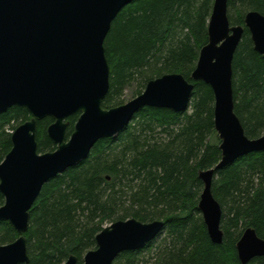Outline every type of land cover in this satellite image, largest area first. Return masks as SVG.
Returning <instances> with one entry per match:
<instances>
[{
  "label": "trees",
  "instance_id": "obj_1",
  "mask_svg": "<svg viewBox=\"0 0 264 264\" xmlns=\"http://www.w3.org/2000/svg\"><path fill=\"white\" fill-rule=\"evenodd\" d=\"M213 5L214 0H134L116 16L105 41L111 76L103 106L123 104L120 98L133 80L145 88L151 79L181 73L195 86L190 107L178 113L142 108L117 136L100 139L85 160L47 182L30 211L28 264H65L71 255L83 264L106 224L129 218L163 220L166 237L153 263L145 252L155 241L123 251L113 264H241L237 242L244 230L253 227L264 238V151L215 173L212 191L223 209L222 244L211 240L198 207L204 187L199 173L222 157L213 89L191 79L209 40ZM228 9L231 24L244 25L248 11L264 14V0H229ZM233 69L235 112L246 134L258 138L264 133V56L255 51L248 29ZM77 118H69V135ZM29 119L23 107L0 114V163L12 148V131ZM53 121L38 122L40 152L56 148L47 136ZM4 202L0 192V206ZM18 236L9 222L0 221V245ZM251 264H264V256Z\"/></svg>",
  "mask_w": 264,
  "mask_h": 264
},
{
  "label": "water",
  "instance_id": "obj_2",
  "mask_svg": "<svg viewBox=\"0 0 264 264\" xmlns=\"http://www.w3.org/2000/svg\"><path fill=\"white\" fill-rule=\"evenodd\" d=\"M134 0H0V114L23 107L31 119L11 134L12 148L0 163V221L19 233L0 245V264H28L26 233L30 211L43 186L91 153L103 138L117 136L146 106L183 112L190 107L194 83L181 73H167L147 82L145 90L119 106L105 108L111 66L105 41L119 12ZM229 0H214L208 35L199 54L193 81H204L214 92V123L222 157L211 169L200 171L199 201L208 234L222 244L223 209L212 185L216 171L252 152L264 151V133L250 138L235 112V54L249 30L256 52L264 56V14L251 10L244 25H232ZM78 115L69 135V118ZM53 118L47 136L57 146L40 152L38 122ZM163 220H117L97 235V247L83 264H113L120 253L138 250L164 229ZM241 264L264 256V238L247 227L237 242ZM65 264H78L71 255Z\"/></svg>",
  "mask_w": 264,
  "mask_h": 264
},
{
  "label": "rangeland",
  "instance_id": "obj_3",
  "mask_svg": "<svg viewBox=\"0 0 264 264\" xmlns=\"http://www.w3.org/2000/svg\"><path fill=\"white\" fill-rule=\"evenodd\" d=\"M144 83L142 81L139 80H133L124 90L122 97L120 98L121 101L124 103L129 102L130 100L134 99L135 97H137L138 95H140V91H144ZM9 132H11L12 130L9 129ZM13 132V131H12ZM218 134V133H217ZM219 137V136H218ZM220 139V138H219ZM57 147V146H56ZM56 149V148H55ZM111 223H107L106 226L110 225ZM105 226V227H106ZM166 237V233L165 231L161 232L153 241H155V246L152 249V251L150 249H148L145 254L149 253V256L147 257V259L150 261V263H153L156 260V256H157V247L159 246V244L162 242V240ZM150 250V251H149ZM86 255V254H85Z\"/></svg>",
  "mask_w": 264,
  "mask_h": 264
}]
</instances>
